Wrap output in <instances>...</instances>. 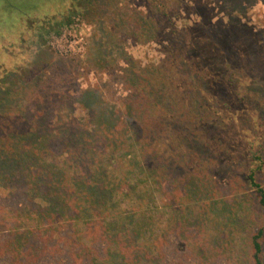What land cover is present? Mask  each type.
I'll return each mask as SVG.
<instances>
[{
	"label": "trees",
	"instance_id": "obj_1",
	"mask_svg": "<svg viewBox=\"0 0 264 264\" xmlns=\"http://www.w3.org/2000/svg\"><path fill=\"white\" fill-rule=\"evenodd\" d=\"M256 1L141 0L142 11L118 9L116 0L70 1L67 24L77 16L95 27L96 66H115L98 87L68 88L71 68L44 69L28 80L12 72L15 81L0 91V190L17 200L10 212L0 208L6 264H46L61 247L68 254L60 263L172 264L161 248L178 217L172 206L183 207L182 226L189 205L222 214L216 173L233 158L243 189L229 178L226 254L232 264H264V224L252 233L250 218L253 207L264 211V32L244 16ZM127 42L155 44L160 58L113 59L110 51ZM252 84L260 90L242 94ZM246 94L256 99L245 104ZM239 118L255 135L226 138ZM153 193L168 212L158 234L145 201Z\"/></svg>",
	"mask_w": 264,
	"mask_h": 264
},
{
	"label": "rangeland",
	"instance_id": "obj_2",
	"mask_svg": "<svg viewBox=\"0 0 264 264\" xmlns=\"http://www.w3.org/2000/svg\"><path fill=\"white\" fill-rule=\"evenodd\" d=\"M70 1L0 0V91L15 81L11 76L12 72H16L28 80L33 74L42 73L44 69L57 73L61 69L66 71L71 68L76 78L67 87L72 89L75 87L80 89L98 87L106 81L107 73L112 72L115 64L110 65L111 63H109V66L104 68H98L99 65L96 66L92 57L90 40L93 34L97 35V32L94 31V25L81 17H73L67 24L66 15L69 12ZM116 3H119L118 9L137 7L141 11L144 10L141 0H116ZM247 4L248 10L244 12L246 22L257 31L264 32V0ZM219 17L221 16L218 15L212 20L217 28L218 36L224 34V30L223 32L219 30L220 24H225V16L223 15L221 19ZM119 47L120 51H110L113 59L120 60L125 53L130 55L133 60L140 62L141 65H145L150 61L156 62L160 58L155 44L133 46L127 42L123 45L119 44ZM119 65L123 66V63L120 62ZM39 85L41 88L42 84ZM253 87L254 84L246 91H241L242 94L243 92H250L249 90ZM255 88H257L256 85L253 93L260 90V88L257 90ZM113 90L116 91V96L124 95L120 91V87L116 85H113L112 92H114ZM258 95L264 97V88H261ZM103 99L109 104L115 103L112 94H108L105 90L103 91ZM245 99L244 103L246 104L248 99L254 100L256 97L250 98L246 94ZM233 100L230 101L233 103L235 101ZM202 112L204 113V108ZM73 115L78 118L85 117L84 112L79 110L75 111ZM211 117H215V115L213 114ZM235 125H227V128L230 127L229 129L235 127L226 133V138H233V135H238L237 132L241 136L250 133L255 135L256 133L254 129H251L252 124H247L242 118H239ZM234 152L237 153L236 147ZM233 159H225L228 161L223 163L226 167H222L218 174L216 173L218 181L223 183L219 187L221 195H223L222 199H224V202L219 205L224 207L222 214L215 216L206 210L200 211L198 205H189L190 211H186V213L191 221L182 226L181 218L185 216L184 209L181 207L180 210L174 211L172 206V215L176 213L178 217L175 218V221L172 218V238L168 236L166 238L167 243L161 247L167 254L166 259H172V264H232L230 255L226 254L225 238L229 234V228L225 226L226 220L224 218V213L229 211L230 201L227 198L228 188L226 186L229 185V178L234 177L236 179L233 183L240 188V195L241 189H243L241 188L243 185L241 184L243 166L239 160ZM260 182L264 186V179ZM139 189L141 188L139 187ZM240 195L237 194V197ZM12 198H7L4 192L0 190V208L10 212L13 205L17 203V200ZM145 201L151 210L153 231L155 234L161 233L168 212L161 207L160 197L155 193L152 194L151 200L148 197ZM152 201L154 206L151 205ZM146 208L147 206L143 208L144 212L149 213ZM2 216L4 214L0 215V217ZM250 218L253 233L264 224V211L253 207L250 210ZM177 221L179 227L176 226ZM2 228L3 225L0 224V231ZM61 244L62 241L59 242L58 247H61ZM199 248L202 249L205 257H200V254L195 255ZM61 254L50 257V259L45 260V263L70 264L64 260L60 263L63 255L68 254V251L63 247H61ZM0 264H6L5 257L0 258Z\"/></svg>",
	"mask_w": 264,
	"mask_h": 264
}]
</instances>
